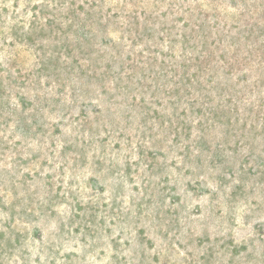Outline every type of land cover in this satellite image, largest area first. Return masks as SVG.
<instances>
[{
	"label": "rangeland",
	"instance_id": "obj_1",
	"mask_svg": "<svg viewBox=\"0 0 264 264\" xmlns=\"http://www.w3.org/2000/svg\"><path fill=\"white\" fill-rule=\"evenodd\" d=\"M0 264H264V0H0Z\"/></svg>",
	"mask_w": 264,
	"mask_h": 264
}]
</instances>
